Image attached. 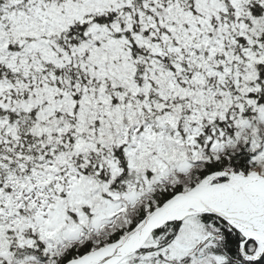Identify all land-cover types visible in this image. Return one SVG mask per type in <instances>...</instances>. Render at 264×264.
I'll list each match as a JSON object with an SVG mask.
<instances>
[{"label":"snow or ice","instance_id":"1","mask_svg":"<svg viewBox=\"0 0 264 264\" xmlns=\"http://www.w3.org/2000/svg\"><path fill=\"white\" fill-rule=\"evenodd\" d=\"M0 264H264V0H0Z\"/></svg>","mask_w":264,"mask_h":264}]
</instances>
